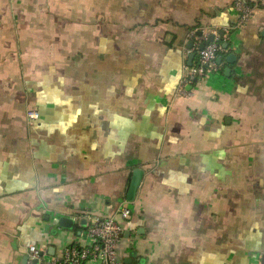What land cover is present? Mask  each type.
Wrapping results in <instances>:
<instances>
[{
	"label": "crops",
	"instance_id": "crops-1",
	"mask_svg": "<svg viewBox=\"0 0 264 264\" xmlns=\"http://www.w3.org/2000/svg\"><path fill=\"white\" fill-rule=\"evenodd\" d=\"M235 1L0 0V264L82 243L136 169L124 261L264 264V0L233 29ZM205 27L222 66L179 96Z\"/></svg>",
	"mask_w": 264,
	"mask_h": 264
},
{
	"label": "built area",
	"instance_id": "built-area-1",
	"mask_svg": "<svg viewBox=\"0 0 264 264\" xmlns=\"http://www.w3.org/2000/svg\"><path fill=\"white\" fill-rule=\"evenodd\" d=\"M234 9L239 19L236 26H243L258 8L254 0H236ZM217 28L205 27L192 30L187 42L193 43L192 49L187 50V55H195L192 65H185L182 79L178 87V95L189 97L188 90L195 81L209 79L220 71L221 64L218 63L220 54L225 51L224 45L230 36V29L224 30V35ZM205 45L201 50L200 46ZM31 123L36 122L40 115L33 110L28 113ZM132 211L129 204L119 206L118 215L107 218H90L85 230L81 234L84 240L80 244L69 245L65 248L59 258H51L46 250L37 246L28 248L29 262L33 264H124L119 254V248L125 236V228L122 221L130 220ZM43 253L41 256L40 253Z\"/></svg>",
	"mask_w": 264,
	"mask_h": 264
},
{
	"label": "water",
	"instance_id": "water-1",
	"mask_svg": "<svg viewBox=\"0 0 264 264\" xmlns=\"http://www.w3.org/2000/svg\"><path fill=\"white\" fill-rule=\"evenodd\" d=\"M221 34L224 35L223 32H222ZM192 47H193V43H190V44H189V49H192ZM204 47H205V45H201V46H200V49L203 50ZM224 49H228V45H224ZM194 58H195V55H194V54L190 56V59H189V65H190V66H191L192 63H193ZM227 61H228V63L233 64V63L236 61V56H235V55H231V56H229L228 59H227ZM221 62H222V60L219 59V60H218V63L221 64ZM229 72H230V71L227 70V74H228ZM197 82H198V81L196 80L195 83H197ZM190 88H191V87H190ZM190 88H189V89H190ZM143 178H144V171H142L141 169H136V170H134V172H133V177H132V180H131V182H130L129 189H128V193H127V195H126V200H125L126 203L132 204L133 202H135ZM122 202H124V201H122ZM74 224H75V223H74L73 220H71V219H69V218H66V217H62V218H60V219L58 220V222H57V226H58L59 228H61V229H65V230H73V229H74ZM82 225H83V227H86V226H87L86 223H84V222H83ZM125 235L128 236V232L125 233ZM52 250H53V249H52ZM40 255L42 256L43 253L41 252ZM133 257H135V256H131V258L126 259V260L124 261V264H132V259H133ZM24 261H25V264H28L29 257L26 256ZM33 264H38V261H34Z\"/></svg>",
	"mask_w": 264,
	"mask_h": 264
},
{
	"label": "trees",
	"instance_id": "trees-1",
	"mask_svg": "<svg viewBox=\"0 0 264 264\" xmlns=\"http://www.w3.org/2000/svg\"><path fill=\"white\" fill-rule=\"evenodd\" d=\"M247 1H249V0H247ZM236 2V1H235ZM234 4V3H233ZM256 4H257V6H258V8L257 9H261L262 8V5H261V3L260 2H256ZM235 5V4H234ZM234 5H233V7H234ZM226 52L227 51H224V52H222L221 54H220V57L221 58H225V54H226ZM222 66V65H221ZM204 81V80H203ZM130 207V206H129Z\"/></svg>",
	"mask_w": 264,
	"mask_h": 264
}]
</instances>
